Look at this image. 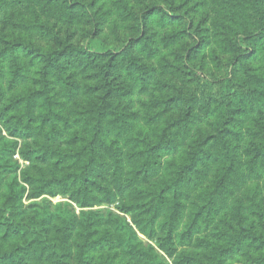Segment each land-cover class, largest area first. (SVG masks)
Returning a JSON list of instances; mask_svg holds the SVG:
<instances>
[{"label": "trees", "instance_id": "1", "mask_svg": "<svg viewBox=\"0 0 264 264\" xmlns=\"http://www.w3.org/2000/svg\"><path fill=\"white\" fill-rule=\"evenodd\" d=\"M0 125V264H264V0H0Z\"/></svg>", "mask_w": 264, "mask_h": 264}, {"label": "rangeland", "instance_id": "2", "mask_svg": "<svg viewBox=\"0 0 264 264\" xmlns=\"http://www.w3.org/2000/svg\"><path fill=\"white\" fill-rule=\"evenodd\" d=\"M83 45L85 47H87L89 50L95 51V52H105V51H108V50L117 51L121 47V45L118 44V43H114V42L112 43V42H108V41H100V40H98L96 38H89V39L83 41ZM0 134L2 136H4L6 141L16 142V151L23 144V142L20 139L12 138L9 135H7L5 129H4V127L2 125H0ZM16 153H18V152H16ZM27 165H28V162L26 164L20 166V167L22 168V167H25ZM50 201L52 203L64 202V201H67V197L63 196V195H58V196H55V197L51 198Z\"/></svg>", "mask_w": 264, "mask_h": 264}, {"label": "built area", "instance_id": "3", "mask_svg": "<svg viewBox=\"0 0 264 264\" xmlns=\"http://www.w3.org/2000/svg\"><path fill=\"white\" fill-rule=\"evenodd\" d=\"M13 158H14V160L18 161V163L20 164V166H22V165H24V164L27 163L26 161H24V160H22V159L20 158V156H19L18 153H15V154L13 155Z\"/></svg>", "mask_w": 264, "mask_h": 264}]
</instances>
